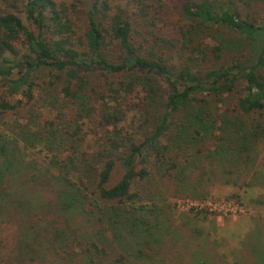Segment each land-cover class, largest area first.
Listing matches in <instances>:
<instances>
[{
  "label": "trees",
  "instance_id": "trees-1",
  "mask_svg": "<svg viewBox=\"0 0 264 264\" xmlns=\"http://www.w3.org/2000/svg\"><path fill=\"white\" fill-rule=\"evenodd\" d=\"M20 139L50 155L63 189L17 169ZM261 142L264 0H0V193L22 228L8 246L0 236V264H149L108 260L56 197L88 221L142 227L131 218L161 182L235 166L223 173L236 186L234 161ZM16 184L21 197L6 198ZM188 196L209 195L175 198Z\"/></svg>",
  "mask_w": 264,
  "mask_h": 264
},
{
  "label": "rangeland",
  "instance_id": "rangeland-1",
  "mask_svg": "<svg viewBox=\"0 0 264 264\" xmlns=\"http://www.w3.org/2000/svg\"><path fill=\"white\" fill-rule=\"evenodd\" d=\"M48 112H51L49 108L42 114ZM1 131L9 133L12 138L15 136L6 128ZM19 144L20 151L17 153L20 161H24L17 169L22 168L25 175L34 173L47 179L48 184L47 180L44 182L49 189H63L57 182V171L50 163V155L42 146H26L21 139ZM251 156L246 163L242 160L234 161L240 163L239 168L244 172L236 186L228 184L226 180L232 177L223 173L225 168L232 169L235 166L209 170L210 174L205 175L201 181H197L198 172H195L189 173L180 182H161L157 204L149 201L147 211L136 213L137 216L145 217L131 218L142 227L131 222L127 225L108 224V219L88 221L82 213L80 201L72 207L64 208V203H59L61 196L56 197L53 211L56 215L66 213L70 227L78 228L80 236L88 235L104 246L110 256L108 260L126 253L133 262L145 261L149 264H259L260 253L256 254L253 248H261L256 240L260 236L264 237V142L255 147ZM243 181H249L250 186L241 187ZM13 186L6 198H20L23 194L21 186L25 185ZM179 186H183L182 192L178 190ZM196 186L198 191L209 195L207 199H194L190 196L175 198L177 195H189L192 187ZM26 189L31 190L30 187ZM233 192L241 195V201L228 198ZM64 199L61 200L64 202ZM2 203L5 204V200L1 192L0 236L8 246L22 228L15 220L20 216L13 218L9 210L5 209L7 206L2 207ZM201 209L204 211L200 217H192ZM256 224L261 229H255Z\"/></svg>",
  "mask_w": 264,
  "mask_h": 264
}]
</instances>
